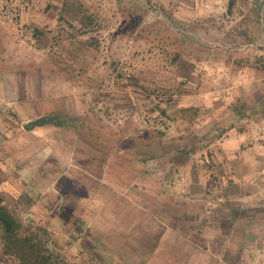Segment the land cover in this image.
I'll return each instance as SVG.
<instances>
[{
    "label": "rangeland",
    "instance_id": "obj_1",
    "mask_svg": "<svg viewBox=\"0 0 264 264\" xmlns=\"http://www.w3.org/2000/svg\"><path fill=\"white\" fill-rule=\"evenodd\" d=\"M74 1L0 0V199L21 235L54 264H264V115L233 109L264 102V0ZM167 14L179 48L152 39ZM52 114L74 121L27 129ZM229 208L252 218L228 229ZM0 264H21L1 238Z\"/></svg>",
    "mask_w": 264,
    "mask_h": 264
},
{
    "label": "trees",
    "instance_id": "obj_2",
    "mask_svg": "<svg viewBox=\"0 0 264 264\" xmlns=\"http://www.w3.org/2000/svg\"><path fill=\"white\" fill-rule=\"evenodd\" d=\"M138 1V0H137ZM144 2V0H140ZM75 1L72 0V4L74 5ZM236 4V0H231L230 2V9H233ZM123 16H124V28L130 26L134 22V16L136 14L135 7L131 9H123L122 10ZM85 18V14L83 15ZM160 19L165 18L168 21L170 28H162L157 30L156 32L152 33L153 40H156L160 42L161 44H167L169 45V42L172 43L173 46H176L179 48L180 42L177 41L179 38L187 39V34L185 33V26L179 27L177 24L179 23L178 19H176L172 14H167V17L165 15H159ZM83 23V21H82ZM180 29H179V28ZM174 29H179L178 32H175ZM145 31V30H142ZM141 31V32H142ZM180 31V32H179ZM175 40L176 42H172ZM182 51H179L175 54L174 61L178 63L180 59L182 58ZM261 68H264V65L262 63L259 64ZM260 111L257 113L253 109H246L243 105H239L237 108H233L236 120L240 121L241 123H246L251 120H254L257 116L256 114L263 113L264 115V102L262 101L260 104ZM69 121H74V119H69L63 115H48L42 119H40L38 122L33 123L27 127L29 131H33L38 128H42L46 125L53 124L55 126H61L62 123H67ZM235 128V123L227 126V127H220V124L216 126V129H214L211 133H209L206 137H204V140L210 141L212 138H222L225 134L232 131ZM251 213L243 209H230L229 213L227 215L222 216L223 224L228 227V229H231V227L236 226V224L247 217V220L252 218ZM218 216V214L214 215ZM21 225L19 221L11 214V212L3 205V201L0 199V238L2 241L4 253L8 256L15 257L16 259L20 260L21 264H54L52 261V257H46L45 255H42L40 250V245L34 241V239H31L29 237H23L21 235Z\"/></svg>",
    "mask_w": 264,
    "mask_h": 264
}]
</instances>
